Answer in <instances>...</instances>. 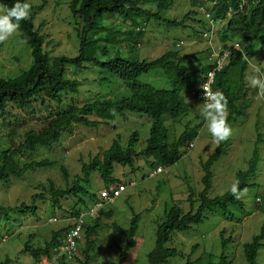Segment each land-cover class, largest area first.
<instances>
[{"label":"rangeland","instance_id":"374dc122","mask_svg":"<svg viewBox=\"0 0 264 264\" xmlns=\"http://www.w3.org/2000/svg\"><path fill=\"white\" fill-rule=\"evenodd\" d=\"M70 1L26 0L31 6H42L36 14L34 25L43 35V50L50 58L78 54L82 22L73 17ZM141 6L147 10H157V4L152 0H146ZM191 10L194 13L185 19L184 26L165 25L154 19L137 18L134 28L143 33L132 48L125 34L133 27L132 22L119 16L105 15L102 20L105 29L97 33L95 46L97 48L105 44L107 52L103 54L96 49L95 53L99 60L105 61L117 53L152 60L168 50L177 51L180 55L197 52L196 57L189 58L180 66L187 70L200 69L209 63L206 52L209 37L202 36V32L209 29V23L200 13L198 3L193 0H173L172 5L162 11V15L179 21ZM226 22L215 21V39H219L216 32ZM108 31H112V36L105 40L104 36ZM237 46L244 53L250 52L249 62H258L264 70V47L254 39ZM249 62L246 76L250 71ZM31 64V48L21 39L19 32L0 43V77L17 76ZM66 77L78 81V91L62 93L59 102L45 100L42 105L37 101L33 110H19L10 106L6 108L3 114L5 119L0 116V149L15 147L23 140L26 131L39 129L47 116L68 105H81L105 97L118 99L129 93L121 80L92 63H86L80 68L68 65ZM198 79L199 75L194 78L197 81L196 87H199L202 80ZM139 80L156 88H171L160 69L141 74ZM191 83L182 90L185 99L191 102L189 111L173 120L164 119V124L169 128L170 141L178 137L186 124L191 127L200 125L189 151L173 166L162 168L153 176L150 174L157 168L150 165L151 157L138 156L134 162L135 169L128 165L114 164L112 177L124 183L126 189L117 199L104 205L102 214L98 212L86 219L79 247L71 259L64 261L65 264H79V261L84 260L82 251L85 247V228L94 224L97 218L99 226L90 235L93 245L87 264H109V260H118L125 238L116 227L128 228L133 213L139 216L136 246L128 251L124 264H149L147 254L154 247L157 226L164 219L166 209L176 204L183 211L189 210L187 197L190 189L196 195L203 187L200 162L206 160L216 147L200 115L204 103L195 98ZM248 95L251 99L250 107L244 115L230 124L233 134L228 139L229 147L211 167L213 178L209 196L214 197L227 191L236 180V172L247 168L253 149L258 145L260 160L252 180L255 185L247 188V195L239 199L241 207L229 205L227 215L218 209L207 210L203 223L184 232H174L167 246L176 248L178 255L169 260L171 263L193 260L203 253L210 254L212 262H219L223 232V238L228 240L224 252L227 261H230L228 264H245L243 243L249 242L253 234L259 231L264 219V101L256 98V89L249 87ZM109 124L111 126L101 124L94 128L73 125L62 133L59 142L54 143L51 148L38 147L34 152L26 151L16 157L20 166L30 160L41 159L51 160L54 164L28 171L21 178L10 176L7 180L0 181V206H18L24 202L27 205L35 204L38 208L35 215L9 212L6 219L0 214V262L8 259V264H34L36 260L23 250L25 244L32 248H42L50 239L52 231L71 224L73 216L70 215V209L83 206L75 205L76 198H62L59 208L51 202L52 191L72 186L75 176L81 175L82 162H88L96 155L102 157V151L117 137L125 145L131 132L138 131L136 150L142 149L149 135L151 121L145 114L126 111L123 115H116ZM258 133H261L262 139L257 144ZM61 166L65 168L66 176ZM86 186L97 195L105 190L103 180L97 172H91L90 183ZM82 198L89 203L87 196L82 195ZM197 204L195 199L194 206ZM109 211L110 216L104 214ZM53 217L57 220H50ZM256 261L264 263V246L258 250Z\"/></svg>","mask_w":264,"mask_h":264},{"label":"trees","instance_id":"16d2710c","mask_svg":"<svg viewBox=\"0 0 264 264\" xmlns=\"http://www.w3.org/2000/svg\"><path fill=\"white\" fill-rule=\"evenodd\" d=\"M146 0H71L70 10L73 17L82 22L79 35V50L76 56H50L43 50V35L35 28L34 19L42 6H32L29 19L20 22V37L30 46L32 64L17 76L3 78L0 77V116L5 119L3 114L8 106L19 110H33L37 101L44 105L45 100L59 102L61 94L70 91H78V81L66 77V67L72 65L76 68L82 67L86 63H92L100 67L101 70L115 76L128 89V94L122 95L118 99L105 97L93 99L81 105H68L66 108L55 112L46 117L44 124L39 129H29L23 135V140L15 147L0 149V181L7 180L10 176L21 178L26 172L37 168H44L53 165L54 162L48 159L30 160L21 166L16 159L17 156L26 151L34 152L38 147L51 148L54 143H58L62 133L73 125H83L94 128L101 124H109L116 115H123L124 112H137L147 115L151 121L149 135L145 145L139 151L136 145L139 142L138 131H133L128 137L125 145L120 138H115L110 146L102 151V157L94 156L88 162H82L81 175H76L73 185L65 189L52 191L51 202L61 207L60 199L76 198L75 205L81 204L70 209L71 216H77L82 209L90 203L98 200V195L89 191L87 184L90 183L91 172H97L103 180L104 188L110 190L115 184L120 182L112 177L114 164L128 165L135 169L134 162L138 156L151 157L150 165L154 168H165L173 166L184 154L189 151V147L197 136V126L186 124L183 131L172 141L169 140V128L164 124V119H176L185 115L191 106V102L186 100L182 90L191 83L196 93L199 87L195 86L194 78L199 75L203 81L206 73L212 67L206 64L197 70L183 69L180 65L189 58H194L197 52L192 54L180 55L177 51L168 50L161 56L152 59H138L117 53L109 59L99 60L95 51L106 53L105 44L95 46L98 37L97 33L104 28L103 17L119 16L123 20H130L133 24L128 29L127 42L132 48L139 42L142 30L134 27L137 18L143 20L154 19L165 25L184 26L185 19H188L194 11L185 14L183 20L168 19L162 15V11L172 5L173 0H152L157 4V10L151 11L143 8L141 4ZM202 5L206 0H193ZM216 1L210 9L213 20H226V24L216 32L221 42H233L241 45L250 39L256 40L264 47V0H248L239 10L241 0H211ZM17 0H0L2 6L11 7ZM26 2V0H20ZM231 7L233 13L228 18L227 11ZM197 32V31H196ZM204 32V31H203ZM112 36V31H108L104 38L108 40ZM206 52L208 49L206 48ZM250 52L244 53L240 49H232L231 54L224 67L216 72L214 90L224 93L228 99V123H233L237 117L244 115L251 105L248 91L249 86L246 82V71L248 68ZM154 69L162 70L171 88H156L152 85L141 82L139 76ZM198 79V80H199ZM194 96L196 98V95ZM203 118V117H202ZM261 133L257 134V144L261 141ZM229 147V140L221 142L214 151L204 161L200 162L203 172L201 177L202 189L195 195L192 189L188 194L190 208L183 211L180 206L173 204L165 211L164 219L158 224L155 233L154 247L147 254L149 264H228L224 254L228 240L223 238L221 233L222 252L219 262H212L210 254L203 253L197 258L181 263H171L169 260L178 255L174 247L167 244L171 240L174 232H184L191 229L194 225L203 223L207 210L218 209L227 215L228 206H242V202L236 199L229 192V188L221 195L209 196L212 188L213 172L212 165L226 153ZM260 158V149L256 145L252 156L249 158L247 168L236 172V180L240 182V188L254 186L252 182L257 172V165ZM64 175L66 170L61 166ZM235 180V181H236ZM82 195L89 198V203L82 198ZM35 195L33 196L34 199ZM195 199L198 204L195 205ZM264 202V194H263ZM35 204L27 205L24 202L18 206H0V214L8 219L9 212L29 213L35 215L37 212ZM102 210L99 214H102ZM107 216L111 212L104 213ZM89 218V217H88ZM86 221V220H85ZM71 225L52 231L50 239L42 248H32L25 244L23 250L28 252L37 262L40 258L51 257L53 251L61 246L62 238ZM85 226V224H84ZM99 226V218L92 225L85 228L86 238L84 242V260L79 264H87L90 258V250L93 239L90 235ZM139 226V216L133 213L128 228L116 227L124 238V246L120 250L119 258L116 261H108L109 264H124L130 249L136 246V233ZM84 228V227H83ZM264 219L259 231L253 234L249 242L243 243V257L245 264H259L256 261L258 250L264 246ZM79 247V246H78ZM74 256V255H73ZM65 260L61 259L65 264ZM8 264V259L0 262ZM264 264V263H261Z\"/></svg>","mask_w":264,"mask_h":264},{"label":"built area","instance_id":"2783aa9c","mask_svg":"<svg viewBox=\"0 0 264 264\" xmlns=\"http://www.w3.org/2000/svg\"><path fill=\"white\" fill-rule=\"evenodd\" d=\"M205 1V0H204ZM242 2L238 5L239 10L243 9V5L245 2L248 0H241ZM254 1V0H252ZM216 4V1H211V0H206V3L199 5V10L200 13L203 14L204 18L207 20L209 23V29L207 31L202 32V36L204 38L209 37L207 43V49H208V61L209 64L212 65L210 70L207 71L205 79L200 82L199 84V89L195 93L196 98L199 101H202L205 103L203 100V89L202 87L205 85L210 86L211 90L214 91L213 85L215 82V74L216 72L220 71L224 65L226 64L232 49H239L237 43L233 42H221L218 37L215 39L214 37V32L216 31L215 29V20H211L214 22L210 23L207 17L210 14V9L213 5ZM233 13V10L231 7L227 11V16L228 18L231 16ZM218 22L220 20H217ZM157 171H161V168H157L156 171L151 173L150 175L153 176L154 173ZM126 189V185L124 183H119L115 184L113 187H111L110 190H103L99 193L98 195V200H96L93 203H90L85 209H82L77 216H73L71 219V226L70 228L65 232L63 238H62V244L60 247L55 249L53 253L51 254V257H45V258H40L37 262L34 264H60V260L65 258V259H71L75 252L78 249L79 246V239L81 232L83 230L85 220L88 217H92L104 207L105 204H108L112 202L113 200L117 199L122 192ZM50 220L56 221L57 218H52Z\"/></svg>","mask_w":264,"mask_h":264},{"label":"clouds","instance_id":"9594fccd","mask_svg":"<svg viewBox=\"0 0 264 264\" xmlns=\"http://www.w3.org/2000/svg\"><path fill=\"white\" fill-rule=\"evenodd\" d=\"M31 4L17 0L11 7L0 6V43L6 42L10 37L20 30V22L27 20L31 14ZM210 23L211 16L207 17ZM250 71L246 76V82L252 89H256V98L264 101V70L258 62H249ZM203 89V100L200 115L207 125V130L216 146L227 141L233 134V129L228 123V99L222 91H212L210 86L205 85ZM229 192L236 199L247 195V188H240L239 180L230 185Z\"/></svg>","mask_w":264,"mask_h":264}]
</instances>
